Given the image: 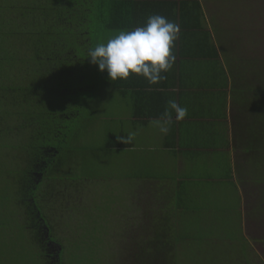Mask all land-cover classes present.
Here are the masks:
<instances>
[{"label": "crops", "instance_id": "1", "mask_svg": "<svg viewBox=\"0 0 264 264\" xmlns=\"http://www.w3.org/2000/svg\"><path fill=\"white\" fill-rule=\"evenodd\" d=\"M253 1L249 0L250 4ZM134 2L150 4L149 11L143 5L144 17L137 26H143L149 16L159 14L178 24L180 34L174 48L176 61L164 73L166 79L150 85L143 77L130 75L122 85H117L116 96L110 97L111 103L119 96L124 103L123 113L129 114H122L123 119H119L122 131L114 134L121 147L110 152L137 153L142 164L136 181H131L129 176L114 178L121 180L115 183L135 187L131 188L129 200L132 203L139 200V209L137 214L128 216L129 223L142 228L140 233L156 231L158 222L171 227L174 233H202L200 230L207 229L204 226H215L214 217L221 216L227 225L219 233L230 232L227 227L233 224L239 233L235 243L224 245L216 229L208 245L205 243L210 253L205 250L204 255L210 257L206 262L193 264L211 261L213 264H253L249 253L254 246L247 233L264 226V114L258 113L264 108V99H261L264 95L257 89L252 91L255 86L251 83L244 89L242 81H246L238 79L241 73L234 76L229 70L218 47L221 33L215 26L218 17L231 18L233 12H242L249 2ZM169 99L186 106L188 115L174 122L167 135H161L150 122L160 116ZM129 132H136V137L142 136L146 143L135 138L131 144H125L120 138H126ZM150 142L148 151L140 149ZM126 172L132 173L128 168ZM196 224H199L197 229ZM186 227H190L188 232L180 231ZM145 239H134L135 251L138 250L134 259L141 256L145 260L146 254L151 253L141 251L148 247ZM183 243L190 245V238ZM150 257L155 259L154 264L164 260L157 261L155 255ZM227 257L233 258V262L225 260Z\"/></svg>", "mask_w": 264, "mask_h": 264}, {"label": "rangeland", "instance_id": "2", "mask_svg": "<svg viewBox=\"0 0 264 264\" xmlns=\"http://www.w3.org/2000/svg\"><path fill=\"white\" fill-rule=\"evenodd\" d=\"M250 2L249 6L242 8V12L240 10L238 13L233 12L231 18L225 20L218 17L215 26L221 33V35L218 33L220 37L218 47L226 58L229 70L234 75L241 73L238 79L246 81H242L243 88L246 89L251 83L252 87L255 86L252 88L254 91L257 88H264V0H254L251 4ZM2 3L5 5L10 2L0 0V5ZM100 105L101 107L97 110L83 112V125H79L82 127H78L75 123L71 124L69 129L72 134L64 143H59L63 147L59 158L62 167L56 173H59L65 183H59L57 187L49 190L56 198L46 199L51 206H48L45 198L42 201L45 204L44 214L49 219L50 226L47 227L50 238L55 240V248L52 247L51 250L53 253H58L61 249L65 250L63 264H154L155 259L150 257V254H146L145 260L141 256L137 259L133 258L137 254L134 239L142 238L140 235L142 228L134 226L135 223L131 225L128 216L134 212L137 214L139 200L133 203L129 200V196L132 195L131 188L135 187L125 183H115L121 180L114 179L129 176L131 181L133 179L136 181V176H139L142 171L140 168L142 164L138 160L137 153L106 150L110 134H119L122 131L119 119L129 114L125 111L123 113L124 103L119 96L116 97V101L110 103L109 100H103V104ZM258 113L263 115L264 108L259 109ZM89 117L90 121H88ZM65 131L62 128L61 133ZM137 137V141L142 139V136ZM24 139L22 137L16 141V145L21 144ZM0 141V264H51L31 238V234L35 233L36 229L26 227L24 218L27 215L18 207L22 204L20 192L23 188L17 184L13 186L10 179L12 171L25 166L26 160L23 158H26V154H22L20 149L5 147L12 144L10 137H0ZM162 141V139L160 142L157 140L158 144ZM144 142L146 143V140ZM150 144L151 142L140 149L144 148V151H148ZM19 168L18 171H20ZM127 168L132 173L126 172ZM34 176L39 179L37 174ZM72 183H76L75 187L81 189L76 190L72 187ZM44 190L47 188L44 187ZM59 200H62L61 203ZM75 204L76 207H74ZM77 206L80 207L77 208ZM76 208L77 211H75ZM214 219L218 221H215V226L211 228L208 225L204 226L209 230H200L203 231L202 233L196 231L174 234L175 242L179 238L178 252L175 254L179 264L200 263L203 260L206 262L210 257L204 255L205 250L206 253H210L209 248L205 249V243L208 245L216 229L219 230L225 225L224 229L227 225L225 219L222 221L221 216H216ZM125 225H128L126 231ZM197 228L199 224H196ZM227 229L230 232L219 233L221 230L218 231L219 239L226 243L224 244L226 246L230 242L235 243L239 236L233 224ZM257 229L251 230L250 234L247 233L254 246L249 256L253 264H264V246L262 245L264 226ZM189 230L190 227L180 228L183 232ZM37 232L38 229L36 234ZM166 233L171 236V232L166 231ZM50 238H46L47 241ZM168 238L171 239V237ZM189 238L190 245L183 243L184 239L189 240ZM86 239H89V242L94 241L97 244L95 248L98 246L101 248V250L98 248L97 257L99 258L92 256L89 251L91 248L82 245V240L88 241ZM212 242L214 243V240ZM234 250L230 251L234 252ZM55 258V264H57V255ZM225 260L233 262V258L227 257ZM167 263L168 260L164 259L160 264ZM209 264H213L212 261Z\"/></svg>", "mask_w": 264, "mask_h": 264}, {"label": "trees", "instance_id": "3", "mask_svg": "<svg viewBox=\"0 0 264 264\" xmlns=\"http://www.w3.org/2000/svg\"><path fill=\"white\" fill-rule=\"evenodd\" d=\"M4 1L10 3L0 5V137L11 138L7 149H20L26 154L25 166L12 171L10 179L13 186L23 188L18 207L27 215L26 227L38 229L31 238L45 254L46 241L42 240L38 224H50L42 201L55 198L49 190L65 183L56 173L62 167L59 158L63 147L59 143L72 134L71 124L82 127L83 112L97 110L103 100L110 101L116 96L117 85L124 82L111 81L107 71L101 72L98 65L91 63L88 53L119 31L132 30L140 23L143 5L149 11L150 4L135 0ZM257 92L264 95V88H257ZM62 128L66 130L63 134ZM22 137L25 139L17 146L16 141ZM116 137L110 134L106 150L121 147ZM75 185L72 183L73 188ZM160 223H155L156 231L140 233L148 241L146 250L141 251H150L157 260L172 259L167 264H179L175 255L177 233ZM83 240L82 245L99 258V246L95 248L94 241ZM64 253L62 250L55 254L61 258L57 264H63Z\"/></svg>", "mask_w": 264, "mask_h": 264}, {"label": "clouds", "instance_id": "4", "mask_svg": "<svg viewBox=\"0 0 264 264\" xmlns=\"http://www.w3.org/2000/svg\"><path fill=\"white\" fill-rule=\"evenodd\" d=\"M180 27L167 17L154 14L147 18L143 26L132 30H121L106 43L90 49L91 63L98 65L101 72L107 71L111 81L127 80L130 75L141 76L151 84L166 79L175 64V42L179 38ZM174 114V115H173ZM188 108L174 99L166 101L164 111L150 123L161 135H167L176 121L185 119ZM136 132H129L120 138L131 144Z\"/></svg>", "mask_w": 264, "mask_h": 264}, {"label": "flooded vegetation", "instance_id": "5", "mask_svg": "<svg viewBox=\"0 0 264 264\" xmlns=\"http://www.w3.org/2000/svg\"><path fill=\"white\" fill-rule=\"evenodd\" d=\"M38 227H39V232L43 234L42 240L46 241V249H44L46 252L45 254H46L47 258L50 259L51 264H55V259H56L55 254H57V253H53V251L51 250L52 247L55 248V246H54L55 240L53 238H50V233L48 231L49 229H48L46 224L40 223V225H38ZM48 237L50 238L49 241H47V239H46ZM61 251H62V249H61ZM57 259H58V262L61 261V258L58 255H57Z\"/></svg>", "mask_w": 264, "mask_h": 264}]
</instances>
